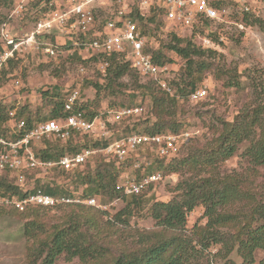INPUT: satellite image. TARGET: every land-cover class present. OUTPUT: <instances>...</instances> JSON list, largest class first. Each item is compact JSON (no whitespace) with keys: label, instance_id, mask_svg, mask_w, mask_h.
<instances>
[{"label":"trees","instance_id":"obj_1","mask_svg":"<svg viewBox=\"0 0 264 264\" xmlns=\"http://www.w3.org/2000/svg\"><path fill=\"white\" fill-rule=\"evenodd\" d=\"M14 1L0 0V8L7 7ZM49 1L51 0H44V4ZM47 8L42 6L43 12ZM161 12L164 14V9L158 6L151 7L147 12H142L135 6L130 15L138 22L142 34L146 36L147 29L144 26H147L148 22H154ZM254 14L255 12L246 14L244 21L247 24H259L264 30V20ZM210 25V22L205 21V32L211 40H216L218 31L210 30ZM183 35L174 31L170 33L166 43L168 50L176 52L185 61L178 78L169 82L174 93H168L155 79H152L154 83L138 85L152 98L157 119L144 131L131 132L178 133L188 129H180L181 122L171 121L165 115L172 105L189 98L190 93L197 87L199 76L206 69L215 67L222 72L225 76L224 85L228 87L245 88L243 81L237 76V68L218 64V51L215 47L196 44L192 40L193 34L191 37ZM72 45L70 40L69 47ZM2 50L3 43L0 38V52ZM146 50L158 64L171 61L162 49ZM76 54L81 61H87L79 52L76 51ZM19 59H12L9 63ZM89 59L108 62L104 70L105 81L94 84L98 93L101 90L110 92L121 84L120 80L131 70L138 73L123 53L94 55ZM245 75L248 79L246 84L251 88V97L232 121H221L216 130L217 135L205 145L193 147L180 157L178 154L172 158H159L157 171L163 176L177 173L179 180L173 187L170 199H149L145 214L154 220L157 229L135 228L130 224L135 215V206L142 203L143 192L129 196L127 203L113 214L87 203H61L52 207L31 205V215L33 213L34 216L24 224V235L32 242L29 253L33 261L39 264H58L57 260L64 255L69 260L78 259L79 264H216L220 260L225 264H236L230 257L236 253L242 259L240 264H254L257 252L264 253V197L259 198V193L248 185L244 172L234 170L228 173L221 168L222 164L237 155L239 150H242L239 154L241 163H247L246 169L249 173L257 174L256 170L264 167V80L261 77H253L249 71H246ZM220 78H223L221 73ZM55 95L60 96V93L44 91V97L51 105L48 115L41 118L29 110L26 111L27 107L22 106L16 111V119H25V128L30 130L41 121L60 119L67 115L64 111L65 98L55 99ZM88 104L85 101L82 108L91 119L95 112L89 109ZM14 106L0 104L1 128L3 125L6 127ZM3 131L4 129H0V136L6 137ZM72 137L71 135L64 140V146L48 141L62 139L45 138L44 141L47 140L48 144L40 151L35 148L37 155L47 160H58L65 154L78 153L87 147L95 148L101 144L96 142L93 145L78 147L70 145L73 143ZM108 142L109 140H104L105 145ZM102 164H98V169L93 174H85L83 169L77 173V179L82 178L88 184L80 195L85 198L102 195L111 201L121 198L122 191L118 187L117 179L122 167L113 159L109 161V166L104 163L109 169ZM149 169L150 167L145 171L147 174L153 172ZM2 172L11 174L8 170ZM41 186L40 180L36 187ZM43 190L51 194L59 193L50 186L43 187ZM23 191L15 178L9 179L8 175L0 174V194L23 195ZM0 206L19 212L28 210V207L19 210L13 206ZM198 207L202 208L204 222H196L192 227H188L189 215ZM55 208H63L62 223L48 228L49 223L42 217V210ZM121 225L132 231L133 245L121 251L114 259L107 260L109 252L102 243L104 234L107 235L108 231ZM259 264H264V257Z\"/></svg>","mask_w":264,"mask_h":264},{"label":"rangeland","instance_id":"obj_2","mask_svg":"<svg viewBox=\"0 0 264 264\" xmlns=\"http://www.w3.org/2000/svg\"><path fill=\"white\" fill-rule=\"evenodd\" d=\"M62 1V3H57V6L60 4L63 6V3H67L66 0ZM125 1L131 3L134 0ZM43 4L44 0H32L25 12L20 16H12L14 2L7 7L0 8V28L3 23H7L11 30L20 34L31 29L35 22L43 17ZM99 5L101 6H97L96 10V29H101L104 22L113 16L119 8V3L115 0ZM233 13L227 22L211 23L209 29L218 31L216 35L218 39L211 40V45L218 51V57L216 58V61L219 62L218 64L237 68L239 71V73L237 72V76L243 81L245 88L224 85L225 76L215 67L204 70L203 74L198 78L196 88L206 86L208 95L197 102H193L189 98L182 99L179 104L172 105L165 115L171 121L181 122L180 129L188 128L194 132L198 131V133H195L196 136L181 149L179 157L188 153L193 147L205 145L209 139L217 135L218 131L216 130L220 127L221 121H232L239 109L250 100L251 88L247 86L246 71L252 73L253 77H261L264 80V30L259 24H247L243 18L246 14ZM254 15L264 20V3L261 4L260 9ZM147 24V26H144L147 29V35L144 36L145 48L152 50L162 49L169 56L171 61L166 62L169 65V71L164 75L169 83L170 80L178 78L185 63L182 57L176 52L168 50L166 46L170 33L174 32V30L169 26L162 12L158 14L154 22H148ZM205 31L206 28L199 29L192 35V40L204 47L206 46L201 35L207 32ZM179 32L181 35L184 34L183 36L187 35L191 37V34L186 31L179 30ZM58 36L67 42L74 35L58 34ZM50 40V38H47V41ZM64 47L65 53L59 55L29 54L13 63H9L3 69L0 78V104L7 106L15 105L14 111L25 106L27 107L26 111L29 110L43 118L49 114L51 109V105L44 97V91L60 93V96L55 95L56 99L59 97L65 98L72 89H80L82 96L89 103V109L95 112L94 116L98 117L97 127L92 131L74 132L72 134L73 143L70 145L85 147L100 142L102 145L100 144L95 149L103 148L105 145L104 140L118 138L131 131H144L157 119L155 108L152 105V98L145 93L144 88H139L138 86L141 83H154L152 78L142 77L135 70H131L129 74L120 80L121 84L115 86L110 92H103L101 90L98 93L94 84L105 81V69H102L100 60L89 59L90 57L83 55L81 57L87 59V61L83 62L78 58V54H76L78 49L73 54H69V52H66L70 48L69 44ZM80 55L82 54L80 53ZM82 69L84 70L82 71ZM220 73L223 75V78H220ZM140 104L143 105L144 111L139 115L115 122L107 119L106 111L108 109ZM8 125L9 123L7 122L5 124L6 127L3 125L0 129H4L3 133L6 138L13 139L15 138V131ZM46 141L43 140L39 144H36L35 148L38 151L46 148L48 144ZM48 141L59 146L66 145V140L59 141L58 139H52ZM241 151L239 150L237 155L225 161L221 168L228 173H232L234 170L244 172L247 175L245 179L248 180V185L259 193L257 195L259 198H263L264 167H259L256 170L257 174L249 173L246 169L248 167L247 163H241L239 155ZM137 156L142 161L144 169L135 170L132 160H128L123 164L121 174L126 171V173L132 176L140 177L149 167L150 172L159 170L157 165L161 157L156 156L150 149L141 150ZM110 160H112L111 157H108L102 151H98L82 169L85 174H93L97 171L99 163H103V167L109 169L108 163ZM150 161L152 164L148 166L147 163ZM79 171L66 172L60 168L38 169L30 173L32 184L29 187L33 186V184L38 185L41 180L42 189L43 187L50 186L59 193L64 191V193L72 196H80L79 193H82L88 187V184L82 178L77 179ZM0 174L8 175L9 179L15 178L12 172L8 174L0 170ZM119 180L120 176L117 181L119 182ZM178 180L179 175L173 173L164 176L159 182L147 188L143 192L142 203L140 206H135L134 208L135 215L130 220L131 226L146 230L157 229L154 226V220L145 214L149 205V199H170L173 195V187ZM95 197L99 198L102 203L113 201L108 200L107 197H102V195ZM128 198L121 197L120 202L117 205H112L107 211L110 214L115 213L127 203ZM30 207L24 212H19L10 207L0 206V264H39L35 263L30 256L29 246H31L32 242L24 235V224L34 216L33 213L31 215L32 209ZM62 209L42 210V217L49 223L47 224L48 228H51L56 223H62ZM202 213L201 207L190 213L188 227H192L196 222L203 223ZM131 232L129 228H124L121 225L115 226L107 232V235L104 234L105 238L102 243L107 247L109 252L107 260L114 259L121 251L133 245L134 240ZM230 257L236 264L242 262L241 257L236 253H233ZM263 257V252H257L254 264H259ZM57 263L79 264V260L76 258L69 260L62 255L57 260ZM216 264L225 263L220 260Z\"/></svg>","mask_w":264,"mask_h":264},{"label":"built area","instance_id":"obj_3","mask_svg":"<svg viewBox=\"0 0 264 264\" xmlns=\"http://www.w3.org/2000/svg\"><path fill=\"white\" fill-rule=\"evenodd\" d=\"M32 0H15L12 16L22 15ZM119 3L116 13L105 21L101 29H96L97 6L113 2V0H68L57 6V0L45 2L47 10L43 17L35 22L33 27L21 34L11 31L7 23L0 28V38L3 50L0 52V78L3 69L12 59H19L29 54L43 53L55 56L65 53V44L61 43L58 34H69L72 46L66 51L73 54L76 49L86 53L87 57L94 55H110L123 53L142 77L155 79L168 93L174 90L164 77L169 71L168 64H158L152 54L145 48V37L139 24L130 13L133 7L147 12L151 7L164 9V18L174 31L183 30L193 34L199 29H205V21L227 22L235 12L245 15L260 9L264 0H115ZM59 4V3H58ZM43 5V6H44ZM233 13V14H232ZM76 35V36H75ZM54 36V39L51 37ZM50 38V41H47ZM201 38L205 46L211 45V38L203 33ZM54 40V41H53ZM108 62H101L104 70ZM84 69H82L83 71ZM208 95L206 86L196 88L190 93L189 99L197 102ZM80 89H72L64 100V111L67 115L60 119H47L26 130V120L16 119V111H10L9 124L15 131L16 138L9 139L0 136V170L13 173L17 183L24 190L23 195L0 194V205L13 206L24 210L31 205L52 207L61 203H87L103 210L117 205L121 198L110 203H102L97 197L72 196L64 191L51 194L41 187L37 188L30 180V173L42 169L60 168L66 172H76L98 151L115 160L119 167L132 160L135 170H143L144 165L139 159L138 152L150 149L156 156L172 158L179 154L182 146L198 131L190 129L178 133H142L131 132L118 138L108 139L109 142L101 149L87 147L78 153H68L58 160H47L37 155L35 145L45 138L67 140L76 131H92L97 127V116L89 119ZM144 111L143 105L123 106L108 109L106 115L110 121H120ZM106 138V135L104 133ZM108 138V137H107ZM152 162H148L150 166ZM160 171L143 172L142 176H132L126 171L120 175L118 187L122 197L138 195L147 188L163 179ZM80 194V193H79Z\"/></svg>","mask_w":264,"mask_h":264},{"label":"crops","instance_id":"obj_4","mask_svg":"<svg viewBox=\"0 0 264 264\" xmlns=\"http://www.w3.org/2000/svg\"><path fill=\"white\" fill-rule=\"evenodd\" d=\"M66 1H68V0H66ZM57 2H58V3H62L63 1H62V0H57ZM9 29H10V28H9ZM10 30H11V29H10ZM11 31H13V30H11ZM13 32H14V31H13ZM14 33H16V34H20V33H18V32H14ZM22 33H23V32H22ZM51 38L54 39V36L51 37ZM59 39H60V40H58V41H60V42L62 41L61 43L65 44V45H68V44H69V40H71V39H69V40L67 41V42H68V43H67V42H65V40H62L61 38H59ZM53 41H54V40H53ZM78 52H81V51L78 50ZM79 54H80V53H79ZM83 55H84L85 57L87 56L86 53H82V56H83ZM68 93H69V92H68ZM64 100H65V99H64ZM8 123H9V121H8ZM8 126L10 127V124H9Z\"/></svg>","mask_w":264,"mask_h":264}]
</instances>
